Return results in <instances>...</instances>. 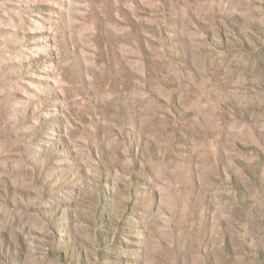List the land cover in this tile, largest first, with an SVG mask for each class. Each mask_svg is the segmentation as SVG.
Instances as JSON below:
<instances>
[{"label": "rangeland", "instance_id": "obj_1", "mask_svg": "<svg viewBox=\"0 0 264 264\" xmlns=\"http://www.w3.org/2000/svg\"><path fill=\"white\" fill-rule=\"evenodd\" d=\"M0 264H264V0H0Z\"/></svg>", "mask_w": 264, "mask_h": 264}]
</instances>
